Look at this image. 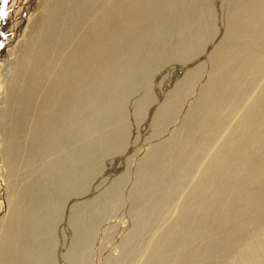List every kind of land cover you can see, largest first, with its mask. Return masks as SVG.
Here are the masks:
<instances>
[{
    "label": "bare ground",
    "instance_id": "bare-ground-1",
    "mask_svg": "<svg viewBox=\"0 0 264 264\" xmlns=\"http://www.w3.org/2000/svg\"><path fill=\"white\" fill-rule=\"evenodd\" d=\"M214 3H47L46 17L40 22L42 33L34 37L35 43L28 40L18 72L8 83L10 105L1 119L11 159L23 152L40 168L17 197L2 235L0 264H31L30 257L36 252L40 254L38 264H51L48 255L54 253L53 240L51 246L43 248L35 238L59 219L67 195L63 186L73 185V180L84 183L89 168L104 157L110 156V164L115 161L120 145L131 138L132 123L126 115L154 100L146 78L154 71H167L169 61L181 62L201 49L214 34L215 21L222 25L224 36L211 53L213 74L201 85L198 101L185 113L179 131L156 144L138 168L132 196L135 220L114 264H124L132 256L146 228L177 196L173 193L175 185L199 164L204 151L222 140L220 135L228 130L237 115L231 113L237 107L241 115L215 146L200 179L182 202V213L155 242L143 264H214L217 259L221 264H243V256L250 264L264 260V238L256 239V247L251 249H246L245 242L257 228L264 231V0H219V9ZM93 12L98 17L90 19ZM102 13L104 16H99ZM84 21L87 26L78 33ZM200 69L196 64L187 71L170 73L166 80H175L177 86L168 97L178 95L177 90L195 81ZM259 75L261 86L251 99L249 93L257 87L253 81ZM140 86L145 90L139 92ZM174 112L175 102H165L155 109L148 128H160ZM109 114L118 122L116 126L82 144L78 142L80 135L103 126ZM29 125L28 140L17 141V135L26 133ZM175 146L179 151L168 165ZM166 165L168 172L159 179L158 173ZM122 176L116 175L115 184L106 191L99 189L100 203L108 207L113 204ZM154 185L157 187L148 189ZM31 198L41 201L32 210L28 204ZM94 212L86 226L80 224L78 213L70 218L65 229L74 240L63 258L74 260L79 248L80 252L86 250L85 235L104 214Z\"/></svg>",
    "mask_w": 264,
    "mask_h": 264
},
{
    "label": "rangeland",
    "instance_id": "rangeland-1",
    "mask_svg": "<svg viewBox=\"0 0 264 264\" xmlns=\"http://www.w3.org/2000/svg\"><path fill=\"white\" fill-rule=\"evenodd\" d=\"M49 1L50 0H7L4 11L0 14V25L4 34L3 40L0 43V249L3 245L2 235L6 224L15 211L17 197L34 178V175L40 168L39 163L35 162V159H32L31 156L20 152L11 159L7 150L8 136L3 125V120L1 119L4 118L10 105V98H8V83L9 81L11 82L12 77L18 72L23 51L26 48L28 40L34 42L35 36L41 35L42 29L40 22L42 23L46 17L45 9ZM54 1L57 2L58 0ZM214 4L216 9L220 8L219 0H215ZM104 14L105 13H102L99 16H104ZM96 17L98 16L95 15L94 17L93 12L90 19H95ZM53 20L55 21L56 18H53ZM215 23L216 30L214 34L210 40L204 43L201 49L195 51L190 57H186L181 62L169 61L166 65L167 71L162 69L154 71L153 75L146 78L145 82L147 83V88L151 91L152 95L155 94L154 100L149 105L139 107L140 109L138 111L126 115V120L132 123L131 138L127 143L120 145L119 151L114 157L115 161H112V164H110V160H112L110 156L104 157L100 163L94 164L89 168V178L84 181V183L73 180V185L63 186L67 195L61 205V215L59 219L47 232H40L43 229L39 227L40 233L37 234L35 238L36 242L40 246H43V248L48 245L51 246L53 240L52 249L54 253L48 255L51 264H114L121 256L124 248V241L129 235L135 220L132 214L135 208L134 198L132 196L133 188L138 183V168L140 165H144L148 154L156 144L165 141L170 138L174 132L179 131L183 125L185 113L198 101L201 85L213 74L214 67L211 53L214 45L224 36L222 25H220L218 21H215ZM86 26L87 22H82L78 26V33ZM196 64H200L201 69L195 81L190 82L184 90L180 92L177 90L178 95H171L168 97L167 93H170L172 89L177 86L175 80H171L170 82L166 80L170 73L176 72V70L182 72L187 71ZM260 78L261 76L259 75L255 78L256 81H253V85L256 84L257 87L254 91L251 90L249 93L251 99L255 97L261 86ZM144 90L142 86L138 87L139 92ZM175 90L176 89L173 91ZM159 94L162 96L164 95V97ZM249 97L244 99V103L248 101L247 98ZM128 100L130 102L135 101L132 98ZM165 102H175V112L163 122L160 128L150 130L148 126L155 109ZM239 109V107L235 108L231 116H235L236 113L237 117L238 115L240 116L242 111L240 112ZM236 116L231 120L232 123L228 124V130H226V128L221 133L220 139L222 140L219 141L218 144L221 143L231 131L234 124L233 121L237 118ZM117 123V121H114L113 115L109 114L107 118H105L103 126H99L98 129L89 132L87 135H80L78 142L82 144L88 139L96 138L105 130H109L116 126ZM28 127L26 133L21 134L20 137L17 135V141L19 139L20 141L28 140L30 125ZM12 141L14 140L12 139ZM218 144L215 146L217 147ZM215 146L213 149L209 148L204 151L199 159V164L179 185H175V191L173 193L177 196H175L174 200L170 199V201L166 203L165 212L162 216L157 217L150 226L146 228L139 244L133 249L132 256L124 260V264H143L145 262L155 242L162 237L172 221L182 213V202L186 199L192 186L200 179L204 167L209 163L212 151L216 149ZM178 151L179 146H175L171 151V155L169 154L168 165L174 161V156H176ZM81 160H84V157H82ZM160 171L161 172L158 173L159 179L167 174L168 166L166 168H161ZM116 175L123 176L117 183V196H115L113 204L108 207L106 204L100 203L97 197L100 188L106 191L115 184L114 177ZM155 187H157V185L149 187L148 189L153 190ZM40 202L39 199L31 198L28 202L30 209L32 210L34 207H38ZM94 211H104V214L94 222L93 228L89 234L85 235L82 233V235H85L87 238L86 250L80 252L81 248H79L75 253L78 256L75 257L74 260L68 261L65 256H67L71 248L74 237L65 229L67 228V223L70 222V218L73 215L78 213L81 220L80 224L86 226L87 222L91 220L87 218L91 217V215L95 213ZM138 211H140V208ZM256 230L245 238V242H247V245L245 244L246 249L256 247L253 244L254 241L264 238V231L258 232V230ZM255 233L260 234L256 236ZM152 237H154V239H152ZM149 242L152 244L149 245ZM37 253L38 252L34 253V256L30 257L32 260L31 264H38V256L40 254ZM61 255H65L64 258ZM30 259L28 257L26 261L29 262ZM241 260L243 264H250L245 256H243ZM45 263L46 262L43 264ZM214 264H221L220 259H217ZM259 264H264V260Z\"/></svg>",
    "mask_w": 264,
    "mask_h": 264
},
{
    "label": "water",
    "instance_id": "water-1",
    "mask_svg": "<svg viewBox=\"0 0 264 264\" xmlns=\"http://www.w3.org/2000/svg\"><path fill=\"white\" fill-rule=\"evenodd\" d=\"M5 0H0V14L4 11V7H5ZM4 34H3V29L0 25V43L3 40Z\"/></svg>",
    "mask_w": 264,
    "mask_h": 264
},
{
    "label": "snow or ice",
    "instance_id": "snow-or-ice-1",
    "mask_svg": "<svg viewBox=\"0 0 264 264\" xmlns=\"http://www.w3.org/2000/svg\"><path fill=\"white\" fill-rule=\"evenodd\" d=\"M5 2H7V0H5Z\"/></svg>",
    "mask_w": 264,
    "mask_h": 264
}]
</instances>
